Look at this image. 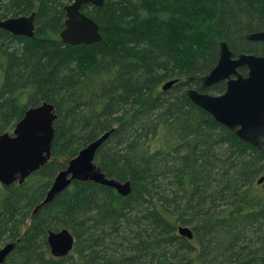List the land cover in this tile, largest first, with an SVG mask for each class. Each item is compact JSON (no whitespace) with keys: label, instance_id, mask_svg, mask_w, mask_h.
<instances>
[{"label":"trees","instance_id":"trees-1","mask_svg":"<svg viewBox=\"0 0 264 264\" xmlns=\"http://www.w3.org/2000/svg\"><path fill=\"white\" fill-rule=\"evenodd\" d=\"M69 1L0 0V19L35 14L33 37L0 28V135L29 107L56 114L50 159L0 184V247L14 243L2 264H264V151L185 94L221 41L264 56L246 39L264 31V0H103L82 6L101 35L89 45L58 36ZM108 131L94 162L129 193L72 181L33 212L68 160ZM61 229L73 246L55 257L46 236Z\"/></svg>","mask_w":264,"mask_h":264},{"label":"water","instance_id":"water-1","mask_svg":"<svg viewBox=\"0 0 264 264\" xmlns=\"http://www.w3.org/2000/svg\"><path fill=\"white\" fill-rule=\"evenodd\" d=\"M103 0H70L64 6V27L58 36L64 43L89 45L100 41L101 35L97 23L85 15L84 5L98 7ZM34 12L0 19V28L15 35L34 36ZM246 39L264 44V31L246 35ZM217 61L214 67L200 79V88H188L186 96L198 107L210 114L215 121L232 131L239 139L264 151V56L250 53L235 55L225 41L217 49ZM244 69L245 74L239 72ZM175 81L163 84L168 89ZM224 82V90L211 94L206 89ZM56 117L52 104L43 102L27 108L15 123L11 132L0 135V184H21L34 171L50 159L53 139V121ZM109 135L103 133L88 143L65 164L53 178L44 199L35 208L49 202L72 181H92L113 188L124 196L130 191V182H118L108 178L94 162L98 147ZM264 176L257 180L261 183ZM179 234L191 238L188 227H178ZM73 235L67 229L49 231L46 242L52 256L67 255L73 246ZM14 248V243L0 247V264Z\"/></svg>","mask_w":264,"mask_h":264},{"label":"flooded vegetation","instance_id":"flooded-vegetation-1","mask_svg":"<svg viewBox=\"0 0 264 264\" xmlns=\"http://www.w3.org/2000/svg\"><path fill=\"white\" fill-rule=\"evenodd\" d=\"M69 3V2H68ZM91 6V5H90ZM81 10H82V8H81ZM32 13V12H31ZM199 88H200V85H199ZM209 89V88H208ZM207 90V89H206Z\"/></svg>","mask_w":264,"mask_h":264}]
</instances>
